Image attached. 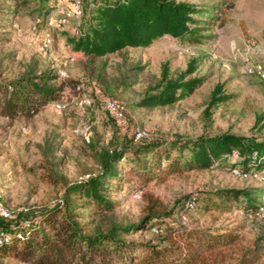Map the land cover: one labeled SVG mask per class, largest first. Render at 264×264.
<instances>
[{
  "label": "rangeland",
  "instance_id": "obj_1",
  "mask_svg": "<svg viewBox=\"0 0 264 264\" xmlns=\"http://www.w3.org/2000/svg\"><path fill=\"white\" fill-rule=\"evenodd\" d=\"M73 1L52 2L44 15L36 0L20 3L17 14L0 21V85L28 71L52 70L58 76L53 84L61 88L57 99L33 118L0 117V181L5 203L15 217L59 203L67 185L98 171L94 150L123 144L137 129L148 132L149 140H195L224 133L264 137V82L245 74L246 66L264 64V0H173L212 12L213 19L206 14L194 17L199 21L193 25L197 42L166 36L149 48L127 49L93 65L68 43L69 37L84 31L88 16L59 24ZM2 8H15V0H0ZM46 35L52 43L45 51ZM191 63L195 70L184 77L185 82L201 81L193 94L174 105L140 106L147 92L160 84L165 66L170 78H178L188 73ZM218 85L231 99L205 114ZM84 96L90 98V106L82 104ZM110 100L128 106L123 118L107 110ZM170 163L164 161L163 171L147 185L127 178L124 191L114 196L122 201L116 211L118 225H139L149 217L155 201L162 207L157 212L171 216L162 219L175 221L180 231L198 230L223 241L236 236L232 244L213 250L203 247L199 264H264V217L259 213L247 212L243 205L230 212L208 211L199 203L197 211L180 215L194 196L200 201L223 189L255 194L264 189V175L236 174L227 162L185 173L172 171ZM135 192H141V198H135ZM259 204L260 210L264 195ZM160 224L165 225L150 222L146 230L134 231L127 239L136 244L182 246L181 235L153 229ZM165 238L170 239L165 242ZM0 264L25 263L5 258Z\"/></svg>",
  "mask_w": 264,
  "mask_h": 264
},
{
  "label": "trees",
  "instance_id": "obj_2",
  "mask_svg": "<svg viewBox=\"0 0 264 264\" xmlns=\"http://www.w3.org/2000/svg\"><path fill=\"white\" fill-rule=\"evenodd\" d=\"M33 1L15 0V8L0 9V21L17 14L20 3L28 5ZM36 1L44 15L52 9L51 3L59 0ZM81 1L84 16L89 20L85 21L84 31L69 37L68 43L75 52L87 57L92 65L98 59L121 54L127 49L149 48L166 36L197 42L198 30L193 25L199 21L194 17L212 15V12L204 13L193 4L173 0ZM213 18L211 16L210 19ZM194 70L191 63L187 74L170 78L165 66L160 84L147 92L140 106L156 108L184 100L201 83L200 79L185 82L184 77ZM57 77L52 70L40 74L28 71L12 82L0 85V117L14 121L38 115L57 99L61 91L53 84ZM230 99L222 85L216 86L205 114H210V110ZM94 160L98 171L89 173L87 179L67 185L59 203L32 214H18L12 219L0 216V259L17 258L25 264L203 263V247L213 250L226 246L232 244L236 236L230 235L223 241L221 237L198 230L180 231L175 221L162 219L166 215L171 216L157 212L162 207L155 201L149 208V217L139 225L121 226L118 225L116 211L122 201L114 196L124 191L129 176L141 180L138 183L142 185L151 183L158 177L155 173L163 171L164 161L171 162L172 171L184 173L207 170L227 162L231 164L232 172L240 170L244 175H264V137L224 133L204 135L195 140L136 142L133 136L116 147L94 150ZM252 193L223 189L200 201L194 196L185 202L180 215L184 217L197 211L199 203L208 211L221 209L230 212L232 208L243 205L247 212L258 214L264 189ZM191 200L196 203L194 209L187 207ZM153 221L165 223L153 229L166 235H181L184 240L182 246L174 243L163 246L136 244L127 239L134 231L146 230L148 223ZM194 247L196 252L191 251Z\"/></svg>",
  "mask_w": 264,
  "mask_h": 264
},
{
  "label": "built area",
  "instance_id": "obj_3",
  "mask_svg": "<svg viewBox=\"0 0 264 264\" xmlns=\"http://www.w3.org/2000/svg\"><path fill=\"white\" fill-rule=\"evenodd\" d=\"M84 16V7L81 0H74L72 3V7L68 12L63 15L60 20L59 24L63 25L67 23L72 18H82ZM52 40L50 38V35H46V38L44 39L43 43V50H48L51 46ZM245 74L250 77H256L262 82H264V64L256 63V64H250L246 66L245 68ZM80 89V87H79ZM90 98L84 96V99L82 101V104L84 106H90L91 105ZM59 109H61V106H58ZM106 108L109 112L113 113L117 118L121 119L123 118L127 112H128V106L126 104H123L121 102H118L117 100H110L106 103ZM150 135L148 132L142 129H137L135 133V141L140 142L143 140H149ZM236 174L244 175L240 170H234ZM4 185L0 181V216H2L5 219H12L15 217L14 212L10 210L4 200ZM142 193L141 192H135L134 197L135 198H141ZM196 206V203L194 200H191L188 202L187 207L189 209H194ZM259 215L261 217H264V207L260 209ZM29 224V222H26ZM6 238V237H5Z\"/></svg>",
  "mask_w": 264,
  "mask_h": 264
}]
</instances>
